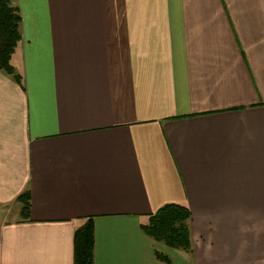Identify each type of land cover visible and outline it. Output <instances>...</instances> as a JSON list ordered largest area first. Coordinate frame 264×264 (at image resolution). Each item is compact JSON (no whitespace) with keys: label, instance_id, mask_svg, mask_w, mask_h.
<instances>
[{"label":"crops","instance_id":"obj_1","mask_svg":"<svg viewBox=\"0 0 264 264\" xmlns=\"http://www.w3.org/2000/svg\"><path fill=\"white\" fill-rule=\"evenodd\" d=\"M9 1L0 264H73L87 218L93 264H264V0ZM168 203L190 254L140 229Z\"/></svg>","mask_w":264,"mask_h":264},{"label":"trees","instance_id":"obj_2","mask_svg":"<svg viewBox=\"0 0 264 264\" xmlns=\"http://www.w3.org/2000/svg\"><path fill=\"white\" fill-rule=\"evenodd\" d=\"M21 18L16 7L9 0H0V71L20 83V77L11 65V57L21 39L19 25ZM29 192L16 199L21 206V214L29 210ZM191 214L185 206L168 203L149 215L141 231L153 241L168 249L191 253L190 221ZM156 258L168 262L167 256L157 253ZM94 224L92 218L75 230L73 241V264H93Z\"/></svg>","mask_w":264,"mask_h":264},{"label":"rangeland","instance_id":"obj_3","mask_svg":"<svg viewBox=\"0 0 264 264\" xmlns=\"http://www.w3.org/2000/svg\"><path fill=\"white\" fill-rule=\"evenodd\" d=\"M251 219H252V217H251L250 215H246V216H245V220H251ZM259 219H261V217H259ZM262 224H263V223H262ZM159 244H160V243H159ZM160 252H164V251H160ZM156 254H157V253H156ZM156 254H155V255H156ZM163 254H164V255H167V254H169V253H168V252H164Z\"/></svg>","mask_w":264,"mask_h":264}]
</instances>
